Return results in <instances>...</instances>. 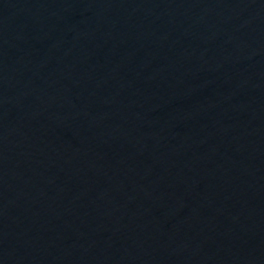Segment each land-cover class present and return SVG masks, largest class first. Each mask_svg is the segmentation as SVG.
<instances>
[{
	"label": "water",
	"instance_id": "water-1",
	"mask_svg": "<svg viewBox=\"0 0 264 264\" xmlns=\"http://www.w3.org/2000/svg\"><path fill=\"white\" fill-rule=\"evenodd\" d=\"M148 0H0V122L70 73Z\"/></svg>",
	"mask_w": 264,
	"mask_h": 264
}]
</instances>
